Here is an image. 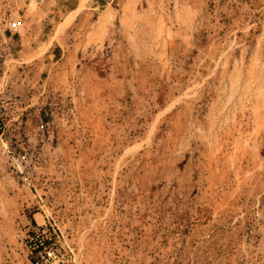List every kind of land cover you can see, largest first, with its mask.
Here are the masks:
<instances>
[{"label": "rangeland", "instance_id": "374dc122", "mask_svg": "<svg viewBox=\"0 0 264 264\" xmlns=\"http://www.w3.org/2000/svg\"><path fill=\"white\" fill-rule=\"evenodd\" d=\"M13 16L0 264H31L41 224L71 264H264V0H0Z\"/></svg>", "mask_w": 264, "mask_h": 264}, {"label": "built area", "instance_id": "2783aa9c", "mask_svg": "<svg viewBox=\"0 0 264 264\" xmlns=\"http://www.w3.org/2000/svg\"><path fill=\"white\" fill-rule=\"evenodd\" d=\"M23 20L19 17H10L0 20V56L3 55L8 43L7 37L16 34L23 26ZM41 129L45 124L40 125ZM25 157V156H23ZM52 227V225L50 224ZM41 224L31 230L25 237L23 243L31 264H71L68 254L63 253L53 242L54 236L50 228Z\"/></svg>", "mask_w": 264, "mask_h": 264}]
</instances>
